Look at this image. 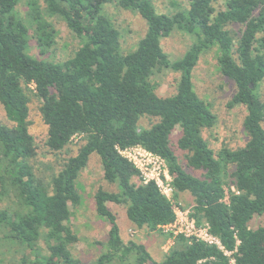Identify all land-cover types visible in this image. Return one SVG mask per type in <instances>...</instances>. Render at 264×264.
Returning <instances> with one entry per match:
<instances>
[{
	"label": "trees",
	"instance_id": "obj_1",
	"mask_svg": "<svg viewBox=\"0 0 264 264\" xmlns=\"http://www.w3.org/2000/svg\"><path fill=\"white\" fill-rule=\"evenodd\" d=\"M22 1L0 0V106L6 118L0 121V264L21 248L34 252L39 239L48 254L32 260L23 254L18 264H89L72 255L78 236L67 222L70 206L81 202L77 179L93 155L110 187L92 195L109 229L91 264H125L129 257L134 264H264V223L250 226L255 216L264 220V98L257 91L264 80V0H224L222 8L214 0H187L169 13L158 12L151 0H25L24 16L18 10ZM112 3L146 22L128 51L121 49V32L105 10ZM52 18L63 20L79 39L62 61L29 52L31 41L41 56L54 45ZM175 30L192 42L173 59L161 40ZM208 50L216 54L219 74L234 84L227 106L246 108L247 139L235 148H212L203 136L217 117L196 92L193 70ZM165 70L178 77L174 92L162 96L154 78ZM34 99L50 151L81 139L76 153L48 175L34 171ZM141 118L149 124L140 125ZM135 146L164 161L171 197L154 179L144 182L121 153ZM184 192L192 197L189 217L207 225L218 244L170 233L173 244L156 261L143 243L123 240L109 202L122 205L137 228L159 231L174 222L173 199Z\"/></svg>",
	"mask_w": 264,
	"mask_h": 264
},
{
	"label": "rangeland",
	"instance_id": "obj_2",
	"mask_svg": "<svg viewBox=\"0 0 264 264\" xmlns=\"http://www.w3.org/2000/svg\"><path fill=\"white\" fill-rule=\"evenodd\" d=\"M151 1L158 12L169 13L176 11L180 7L187 6V0ZM213 3L216 8H222L224 0H214ZM18 10L22 16L25 15V0L19 4ZM105 10L111 17L116 28L121 32V49L128 51L134 48L138 39L146 30V22L143 18L136 12L117 7L114 3L106 5ZM52 21L58 31L54 45L45 55L41 56L38 53L35 43L31 41L29 52L34 56L46 57L54 62L62 61L69 57L77 48L79 39L66 27L63 20L52 18ZM191 42L192 37L179 30H175L168 37L161 40L163 49L173 59L181 56ZM216 62L217 57L215 52L208 50L201 55L193 70V84L196 92L208 103L211 111L217 117L215 125L209 129H205L203 136L212 148H220L223 145L235 148L243 145L247 139L242 127V120L246 113V108L240 104L232 107L227 106L234 91V84L219 74ZM177 77L178 74L171 70H165L159 73L154 78L158 83L156 92L162 96L172 94L175 89V80ZM257 91L264 98V80L261 81ZM38 104L39 101L37 99H34L30 103L29 119L31 124L29 127L37 147V155L33 160V164L34 171L37 175H48L51 172L57 171L69 156L76 153L81 139L78 136L74 137L72 142L62 151H50L44 144L46 128L38 114ZM0 121L6 122L1 106ZM139 123L142 126H146L149 124V121L146 118H141ZM178 132L179 128H176L173 132V144ZM122 153L125 156H130V158H144L145 162H150L147 165H143L142 161L136 164L142 168V172L146 174L147 179L153 178L157 180L162 192L168 197L172 196L170 188L171 176L163 160L146 155L143 149L138 146L128 148ZM176 153L179 155L180 160L184 162L181 152L176 150ZM185 168L193 174H197L191 168L186 166ZM77 187L81 194V202L77 206H70L72 214L67 222L73 232L78 236L77 242L71 246V253L81 262L91 264L103 250L100 242L107 240V232L109 229V223L96 214L92 197L93 192L97 188L110 187L102 178V168L95 155L90 157L88 165L80 172L77 179ZM9 201L6 199L5 203ZM173 203L175 204L174 209L177 218L184 217L186 214L189 218L192 197L187 192L181 193L177 200L173 199ZM108 207L117 217L121 236L125 242L131 239L143 243L154 260L157 261L163 258L164 253L173 244V238L169 234L171 233L173 236H176L173 232L174 229H170V227H161L159 231H150L147 228L139 229L127 220L125 209L122 205L109 202ZM263 223L264 220L261 217L255 216L250 221V226L257 227ZM34 247V252H29V249L24 250L21 248L16 254H9L4 264H18L23 254L31 260L34 259V254H38L39 256L48 254L46 244L42 239H39ZM113 264L119 263L116 261ZM125 264H134L132 257L126 259ZM146 264L152 263L148 262Z\"/></svg>",
	"mask_w": 264,
	"mask_h": 264
},
{
	"label": "built area",
	"instance_id": "obj_3",
	"mask_svg": "<svg viewBox=\"0 0 264 264\" xmlns=\"http://www.w3.org/2000/svg\"><path fill=\"white\" fill-rule=\"evenodd\" d=\"M125 150H123V151H125ZM123 151H121V153ZM143 151L145 152L146 155L157 157V156L153 155L152 153H150L144 149H143ZM126 157L129 160H131L134 163V165L140 170V173H141V176H142L144 182H146L150 179H153V178L147 179L146 174L142 172L143 171L142 168L138 164H136L138 162L141 163V161H142L143 165H147L150 162H145L144 158H137L136 157V159H135V158H130V156H126ZM157 158L160 159L159 157H157ZM160 160H162V159H160ZM155 181L157 182V180H155ZM157 184H158V182H157ZM162 227H170V229H174L173 232L176 235L182 234L184 237H195L196 239H200V240H203V241L208 242V243L218 244V240L208 232L207 225L197 226L193 219H191L190 217L188 218L187 214L184 217H179V218L176 217L173 223L162 226Z\"/></svg>",
	"mask_w": 264,
	"mask_h": 264
}]
</instances>
